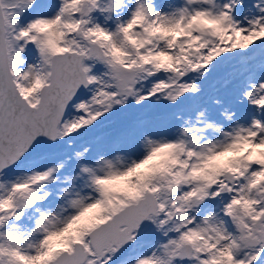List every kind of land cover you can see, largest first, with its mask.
I'll use <instances>...</instances> for the list:
<instances>
[{"label":"snow or ice","instance_id":"6c2138e0","mask_svg":"<svg viewBox=\"0 0 264 264\" xmlns=\"http://www.w3.org/2000/svg\"><path fill=\"white\" fill-rule=\"evenodd\" d=\"M0 264H264V0H0Z\"/></svg>","mask_w":264,"mask_h":264}]
</instances>
